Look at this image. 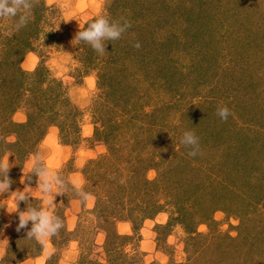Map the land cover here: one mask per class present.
I'll list each match as a JSON object with an SVG mask.
<instances>
[{
	"label": "rangeland",
	"instance_id": "obj_1",
	"mask_svg": "<svg viewBox=\"0 0 264 264\" xmlns=\"http://www.w3.org/2000/svg\"><path fill=\"white\" fill-rule=\"evenodd\" d=\"M40 1L19 32L0 21V72L15 60L39 66L74 108L39 138L33 126L8 125L18 141L0 127V157L12 165L10 191L33 188L31 206L41 204L38 177L20 180L36 153L96 201L56 197L65 228L46 254L27 239L31 222L16 231L14 196L0 193V264H264V0ZM100 15L132 25L103 56L72 43ZM25 100L13 121L27 119ZM185 130L202 155L180 145Z\"/></svg>",
	"mask_w": 264,
	"mask_h": 264
},
{
	"label": "clouds",
	"instance_id": "obj_2",
	"mask_svg": "<svg viewBox=\"0 0 264 264\" xmlns=\"http://www.w3.org/2000/svg\"><path fill=\"white\" fill-rule=\"evenodd\" d=\"M39 0H0V21L12 20L13 29L19 32L27 27L30 22L32 11L38 4ZM60 27V26H59ZM76 33L72 43L86 44L91 46L95 53L100 56L105 54L107 44L120 40L125 33L132 27L131 22L125 18L112 19L105 15L96 17L93 21L87 23V27H81ZM133 47L139 49V41L133 44ZM216 115L224 122H227L231 110L225 105H218ZM180 145L188 149L189 157L202 155L200 139L192 130H185L179 141ZM12 165L9 157H0V193H11L16 203L12 206L14 211L9 213H18V225L16 231L28 229L31 222V228L27 231V239L35 240L48 252L49 241L51 238L59 235L60 231L65 228V222L60 216L54 214L56 208V197L64 196L69 191L79 198L80 203L86 208L91 209L96 201V196L84 190L83 181L79 178L66 179L58 170L53 169L40 153L31 155L27 164L28 173L23 170L24 176L21 177L20 183L26 184V181L33 179V174L38 177L36 180L37 190L41 194V204L39 207L29 204L30 198H33L30 189L25 186L23 191L17 189L10 191L13 180L9 173ZM20 202H26L27 207L20 210Z\"/></svg>",
	"mask_w": 264,
	"mask_h": 264
},
{
	"label": "trees",
	"instance_id": "obj_3",
	"mask_svg": "<svg viewBox=\"0 0 264 264\" xmlns=\"http://www.w3.org/2000/svg\"><path fill=\"white\" fill-rule=\"evenodd\" d=\"M43 3V0H41L39 6L42 7ZM32 22L34 20L31 21V24ZM28 45L26 48H32L30 44ZM17 62L15 60V63L11 66L10 62H7L10 68L4 72H0V127L4 134L15 133L17 136L16 141H18L19 132L16 129L9 128L8 125L12 124L25 128L33 126L36 137L39 138L45 132V126L43 124L57 123L56 116L61 115L60 110H62V114H65V112L69 113V110L71 111L74 106L66 95L61 80L51 79L45 84V78H43L44 76L39 66L31 71H26L18 66ZM27 94L32 96L31 100H29L30 98L27 97ZM25 97L26 100L23 103L26 107L27 119L20 122L13 121L11 114L20 106L21 100H24ZM55 105L58 106L56 109ZM41 125L43 126L41 127ZM57 125L61 130L62 127L59 124ZM11 144L12 142L3 140L2 150L7 148L6 145ZM188 227H190L189 230L191 231V225ZM90 263L113 264L109 258L106 263L100 260H92Z\"/></svg>",
	"mask_w": 264,
	"mask_h": 264
}]
</instances>
